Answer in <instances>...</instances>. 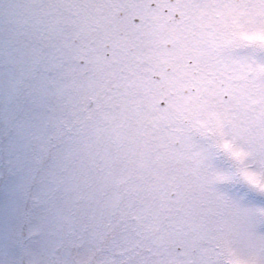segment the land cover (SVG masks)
Masks as SVG:
<instances>
[{
    "label": "snow or ice",
    "instance_id": "1",
    "mask_svg": "<svg viewBox=\"0 0 264 264\" xmlns=\"http://www.w3.org/2000/svg\"><path fill=\"white\" fill-rule=\"evenodd\" d=\"M0 264H264V0H0Z\"/></svg>",
    "mask_w": 264,
    "mask_h": 264
}]
</instances>
